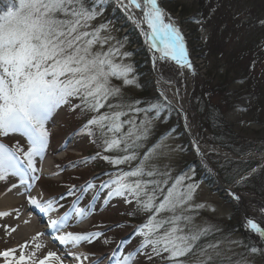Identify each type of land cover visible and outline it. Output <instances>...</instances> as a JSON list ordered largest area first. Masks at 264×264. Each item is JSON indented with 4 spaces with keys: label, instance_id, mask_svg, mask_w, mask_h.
Wrapping results in <instances>:
<instances>
[{
    "label": "snow or ice",
    "instance_id": "6c2138e0",
    "mask_svg": "<svg viewBox=\"0 0 264 264\" xmlns=\"http://www.w3.org/2000/svg\"><path fill=\"white\" fill-rule=\"evenodd\" d=\"M114 2L129 13L128 18L140 28L149 48L154 50L153 64L158 60H171L181 68H193L181 28L158 0ZM105 4L106 0H18L0 13V135L22 134L29 143L25 151L18 144L9 147L0 142V181L9 176L18 177L19 183L27 186L26 191L31 187L26 177L34 176L38 171L37 158L44 157L49 143L46 123L55 109L70 104L75 98L79 103L72 107L80 109L82 115L91 114L81 131L94 137L103 151L116 153L102 157L114 166L115 171L104 172L102 175L108 179L99 185L93 182L98 177L87 181L86 189L95 188L98 194L107 190L108 197L123 198L129 204L134 201L137 211L150 213L134 229L133 235L141 239L135 253L124 256L117 264H131L134 256L146 249H150L147 252L149 261L152 257H160L167 264H255L243 253L235 260L226 255L219 241L200 243L203 237L221 230L211 224L203 227L195 224L196 215L206 205L193 203L200 187L194 169H186L173 177L170 166L165 165L162 169L156 164H148L163 154L162 149L167 147L163 142L176 132L175 128H169L157 137L139 157L140 149L156 127L155 122H166L165 113L169 116L173 110L181 113L186 132L192 131L191 121L183 104L179 100L174 102L163 89L159 90L158 98L151 101L124 94V86L138 83L135 68L125 62L132 53L123 50L124 41L111 35V21L92 27V22L103 14ZM131 9L142 10V19ZM142 25H146L147 30ZM114 78L122 83L114 84ZM174 95L179 97V88ZM195 148L200 152L198 140ZM175 150L184 149L177 145ZM138 158L139 163L129 170L116 167L131 164ZM205 170L209 174L212 172L207 166ZM256 171L254 168L247 176L240 175L235 183L244 184ZM74 188L67 195H74ZM229 192L235 200L241 199L234 189ZM27 200L44 214L50 213L56 204L53 199L41 202L33 196H28ZM73 211L81 218L85 215L83 208L74 207ZM7 215L9 213L0 212V216ZM69 215L61 220H48L50 229L58 232L65 227ZM243 227L258 234V239L264 238V227L256 220L247 219ZM99 235L102 233L67 232L56 239L65 246L79 245ZM230 243L239 246L243 241ZM26 247L27 244L21 246ZM258 251L264 253V244L259 248L251 247L253 255ZM34 256L35 252L17 257L16 249L0 252L5 264H25ZM52 257L64 264L55 252H49L39 264H48ZM94 264H100V260Z\"/></svg>",
    "mask_w": 264,
    "mask_h": 264
},
{
    "label": "rangeland",
    "instance_id": "374dc122",
    "mask_svg": "<svg viewBox=\"0 0 264 264\" xmlns=\"http://www.w3.org/2000/svg\"><path fill=\"white\" fill-rule=\"evenodd\" d=\"M13 2L18 3V0H0V13ZM158 3L181 28L192 69L181 68L171 60H158L153 64L145 36L114 0H106L103 14L92 22V27H95L111 21V35L124 41L123 50L132 53L125 62L135 68L138 83L124 86L125 95L151 101L158 98V85L173 96L179 88L180 100L185 102V110L189 113L193 135L185 131V122L179 112L173 110L170 116L165 113L164 116L168 117L166 122H155L156 127L140 149L139 157L155 143L157 137L169 128H175L176 132L163 142L167 146L162 149L163 154L148 164H156L162 169L165 165L170 166L173 177L186 169H194L195 180L200 187L193 203L206 205L196 215L195 224L201 227L211 224L221 230L203 237L200 243L219 241L226 255L234 260L240 259L239 254L243 253L255 264H264V253H251V247L259 248L264 244V238L258 239V234L243 227L247 217L256 218L264 225V0H158ZM113 83L122 82L114 78ZM77 103L79 100L74 98L70 104L59 106L46 123L50 134L48 147L44 157L37 158L38 171L30 176L39 184L42 195L55 198L65 189V183L74 182L77 187L74 188V195L81 192L87 199L89 196L93 198L96 189H86V182L98 177L93 181L94 184L98 181V185L100 181L108 179L102 175L104 172L115 171L113 165L102 159L103 155L98 151L102 149L100 143L81 131L91 114L82 115L80 109L73 108L72 105ZM9 137L23 150L28 149V140L22 134H11ZM191 138L199 141L200 152L196 151ZM177 145H182L184 150L173 151ZM97 153H100L99 157ZM86 155L96 158L86 159L81 164L78 159ZM104 155L113 156L116 153L106 152ZM46 161H49V165ZM138 163L139 158L131 164L116 167L129 170ZM205 166L212 169L211 174L205 170ZM254 168L257 171L244 184L235 183L240 175L247 176ZM42 170L54 171V178L42 176ZM17 181L18 177L11 176L0 181V195ZM227 189H234L241 199L235 202ZM106 191L102 196L95 195L99 203L95 211L102 208L96 216L97 222H107L102 226L108 232L99 237L93 236L94 241L100 240L102 243L97 244L98 249L101 248L98 254L91 252L97 248L93 244H86L84 249L89 252L86 255L88 261L101 256L103 252L106 256L114 240L123 237L125 242L112 260L117 264L124 256L135 253L141 239L131 233L137 226L134 221L139 216L146 220L150 213L137 211L134 201L129 204L123 198L109 197L105 203ZM74 195L67 197L71 199ZM66 199L60 204L65 202L63 211L70 214L69 217L77 216ZM85 203L78 200L74 206L83 208ZM88 215L85 211L82 218L77 217L82 221L76 227L80 234H86L96 222V217L92 219ZM114 227L121 229L113 231ZM29 237L14 238L10 243L0 235V252L9 249L10 244L19 245L17 257L22 253L32 255L33 252L35 257H40L48 252V249H38L36 246L40 243H36V240L33 243L28 241L27 247L21 248ZM235 240H242L243 244L237 246L230 243ZM149 251L146 249L140 256L135 255L136 264H147L143 262L147 261ZM152 260L167 264L160 257H152ZM0 263L5 264L3 257H0Z\"/></svg>",
    "mask_w": 264,
    "mask_h": 264
},
{
    "label": "bare ground",
    "instance_id": "6f19581e",
    "mask_svg": "<svg viewBox=\"0 0 264 264\" xmlns=\"http://www.w3.org/2000/svg\"><path fill=\"white\" fill-rule=\"evenodd\" d=\"M130 11L137 18L142 19V10L131 9ZM126 13L129 15L128 12ZM142 27L147 30L146 25H142ZM153 52L154 50H149L151 59H153ZM158 87L161 88V85H158ZM167 95L174 101L179 100V102L183 104V107L185 109V102L180 100V96H173L170 93H167ZM191 135H193L192 131ZM46 164L49 165V161H46ZM26 187L27 186L19 185L15 187L12 186L2 197H0V212L9 213V215L7 216H0V235H3L5 239H7V241H10V243L14 238H25L27 235L30 236V239H35L37 243H40L41 248L44 247L46 249H52V247H55L57 248L58 252H62V257H65L64 260L62 259L64 261V264H94V261L90 263L85 260L84 254L81 253V246L72 244L65 246L63 244H60L59 242L55 243V240L50 238V234L55 232V230L50 229V226L45 229L44 225H42L43 222L48 223V220L50 219L61 220L64 216L57 214V211H59V207L56 206L57 202L56 204H54V206L56 207V212L54 213L51 211L48 214L40 212L35 206L28 203V196L36 197L41 202H46L47 200L52 199V197H44L39 192V186H37V188H33V186H31L30 188H27V191ZM66 226H68V224ZM62 229H64V227L59 230L58 235H63L68 232ZM38 233H43V235L37 236ZM51 251L53 252L54 250L52 249ZM68 253H73L74 255L69 256ZM57 263V260L55 261V259L49 258L48 264ZM25 264L32 263L31 261H26Z\"/></svg>",
    "mask_w": 264,
    "mask_h": 264
}]
</instances>
